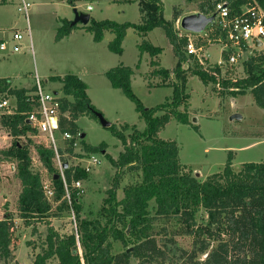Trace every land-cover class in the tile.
I'll use <instances>...</instances> for the list:
<instances>
[{
	"label": "trees",
	"instance_id": "obj_1",
	"mask_svg": "<svg viewBox=\"0 0 264 264\" xmlns=\"http://www.w3.org/2000/svg\"><path fill=\"white\" fill-rule=\"evenodd\" d=\"M67 1L74 6L73 0ZM125 1L138 2L140 23L95 20L90 17L89 24L83 26L84 30L92 34L95 42H100L104 32L110 31L114 38L108 42L107 48L120 54L127 29H135L142 38L137 44L139 55L147 52L151 57L148 75L161 77L162 80L156 85L148 82L147 86L172 87V94L163 103L145 107L131 87L132 67L119 63L105 72L111 86L120 89L134 103L138 117L144 121L145 127L140 131L135 125L130 126L127 123L120 128L110 125L112 134L121 141L123 151L116 159L108 156L111 164L116 167V172L101 207L104 221L98 218L80 219L78 190L72 189L71 201L76 213L78 238L74 228L69 233L60 234L49 223L44 244L38 247L39 251L28 264H50V259L55 260L52 264H131L133 258L137 259L138 264H163L167 251L152 232L153 221L157 216L173 218L183 225L185 233L193 237L190 250L176 249L178 255L172 264H264V160L244 162L235 171L232 168L233 155L230 151L221 171L200 180L179 161L176 141L158 136V132L172 118L182 124L189 123L190 94L186 84L190 75L197 76L204 85L210 82L218 84L222 94L236 97L249 92L255 104L264 110V57L253 53L243 60V77H220L219 63L211 64L205 57H202L201 63L193 54L186 52L185 32L174 27L179 17L175 9L172 19L168 20L163 16L162 0ZM198 1L203 4L210 2ZM5 2L6 0H0V4ZM217 3H224L232 16L243 14L244 6L256 5L264 11V0H213L212 5L201 12L206 15L214 13ZM61 22L62 25L55 35L56 41L77 26L71 25L67 19H62ZM156 27L164 30L172 46L176 63L171 70L160 66L158 56L162 48L144 38ZM209 33V41H202L204 48L209 42L219 41L225 36L224 32L216 29ZM222 57L227 60L225 51L222 52ZM139 62L140 58L135 67H138ZM183 64L187 66L183 67ZM51 79L61 82L63 93L73 98L72 101L62 98V111H68V117L60 118L61 130H67L74 136L80 135L75 120L85 114L96 117L95 113L99 112L86 93V84L74 74L52 76ZM32 90L12 87L9 78H0V99L8 96L15 103L13 113H0V125L14 139L7 149L0 152L7 159L16 161V176L21 185L17 199L19 217L26 226L31 224V219L46 216L51 210V202H58L60 209L65 208L70 212L64 198L62 180L60 176L56 177L59 172L53 165V151L41 143L35 145L40 161L52 172L54 195L50 201L44 195L40 175L30 168L28 147L20 144L17 139L22 135L26 136L28 132H36L26 121L27 112L32 108L29 94ZM180 106L183 107L182 110L179 109ZM193 126L198 128L197 125ZM130 128L132 131L127 137L125 131ZM28 141L32 142L31 139ZM73 141L72 139L69 142V152ZM81 142L86 152L95 153L107 147L104 143L90 145L82 139ZM124 169L140 170L142 179L126 186L123 189V198L117 199L116 190ZM63 173L68 183L74 179L87 178V172L79 166H68L63 169ZM151 200L155 203L154 215L148 208ZM199 209L207 214L206 223L196 222L195 214ZM35 230L33 227L32 231ZM14 231L15 219L11 214H6L0 219V258L8 259L10 256L15 239ZM114 241L121 242L124 250L112 253ZM212 242L215 244L211 246ZM128 248L131 250L128 251ZM198 253L207 255L199 260Z\"/></svg>",
	"mask_w": 264,
	"mask_h": 264
},
{
	"label": "rangeland",
	"instance_id": "obj_2",
	"mask_svg": "<svg viewBox=\"0 0 264 264\" xmlns=\"http://www.w3.org/2000/svg\"><path fill=\"white\" fill-rule=\"evenodd\" d=\"M24 1L28 3L26 17L18 9L21 6V0H6L4 4H0V41L6 40L8 43L7 50H0V72L10 74L12 69H7H9L10 64L15 65L17 67L14 72L24 77L27 76L29 82L31 80L34 82L33 76L37 72L39 77L41 76L40 79L47 91H56L60 97H65L70 101L73 98L63 93L62 83L53 81L47 74L63 76L78 73L88 84L89 98L97 107L101 108L98 110L111 124L120 128L122 124L127 123L130 126L135 125L140 131L143 130L145 123L138 117L134 103L120 89L113 88L105 75L108 69L119 63L133 66L134 62H137L139 53L136 47V43L139 41L138 32L128 31L123 44H121L124 50L122 56L107 48V36L101 44L92 42L88 34H83L85 32L82 24L73 29L75 32L71 36L64 37L59 41L55 40L57 30L62 25L61 20L74 18V7L78 11L89 13L91 18L95 20L110 19L121 22L125 19L122 10H125L127 19L135 20L137 16L136 6L126 5L122 7L110 0H73L74 6L67 0ZM162 2L165 19H172L173 9L179 14L174 27L182 32L184 30L179 25L180 18L187 14L201 12L202 9L212 5L213 0L206 4L198 0H162ZM87 5L92 7L90 11L86 9ZM26 27L29 28L30 35L25 34ZM211 27L214 30L217 24L211 25ZM16 30L23 34L22 49L19 52H10L12 32ZM162 30L155 28L149 33L148 39L155 46L164 47L161 56L158 58L161 57L162 66L167 68L173 64L174 54L172 46L170 48L166 44L165 48L164 39L166 38L163 36L164 31L162 32ZM27 45L28 47L32 45V50H27L25 48ZM223 46L224 42L221 38L219 41L209 42L208 47H205L207 48L206 51L204 49V56L210 57L209 63L221 65L220 77L234 79L243 77L245 73L241 62L231 65L223 59ZM249 55V52H245L242 57L245 59ZM186 66L187 64H183V67ZM145 67V64H142L139 72L133 75L131 87L145 107H152L163 103L166 97L172 94V87L153 86L148 88V82L156 85L162 80L161 77L148 75L150 66L147 71L142 73L141 71ZM186 85L187 92L190 94L189 123L182 124L172 118L158 132V136L162 139L176 141L179 161L186 165L193 175L203 180L208 175L221 171L230 151L233 155L232 168L235 171L239 170L244 162L264 160V110L255 104L251 93L247 92L236 97L222 94L218 84L210 82L204 85L195 75L188 77ZM179 109L182 110L183 107L180 106ZM232 114H239L241 118L230 119ZM76 125L80 135L84 133L85 136L80 138L79 135V137L74 138L76 145H73L70 152L67 150L70 146L68 141L60 139L61 161L68 162L69 167L81 164L76 156V154H85L81 139L90 145H98L99 143L107 145L105 152L94 153L100 162L87 172V178L80 179L82 191L78 198L80 219L98 218L104 221L101 207L104 198L107 196L106 190L112 186L116 172V167L111 164L108 156L116 159L119 153L123 151V145L112 134L110 126H102L96 117L89 114L80 115ZM193 125H197L198 128L196 129ZM131 131V128L126 130L125 135L128 137ZM6 133H8L7 129L0 125V151L6 147L8 142ZM57 137H59L58 134ZM17 139H19L20 144H26L28 147L31 170L40 175L42 184L52 186V172L48 171L42 164L35 149L36 144L47 145L44 136L37 132H28L26 136L22 135ZM28 139H31L32 142ZM13 140L12 138L10 144ZM2 161L11 160L0 152V162ZM12 161L16 165V161ZM6 164L8 165H0V219L4 213H9L14 219L18 218V223L15 226V239L11 246V254L8 259L0 258V264H27L38 252L35 247H41L44 244L49 223L60 234H66L73 229V220L70 212L65 208H59L58 202H51V210L46 216L33 218L30 220L31 224L26 226L19 217L17 167L16 172L11 173L9 163ZM56 170L60 172L59 169ZM1 173L8 175L14 181L8 185ZM141 179L140 170L124 169L116 190L117 199L123 198V189L126 186L138 183ZM3 198H7V200H3ZM148 208L150 213L154 215L155 203L153 200L149 202ZM74 214L76 215L75 212ZM195 219L197 223H206L208 220L203 209L196 212ZM182 226L173 218L155 217L153 235L160 245H164L163 249L167 251L163 264L175 262V257L178 255L176 249L190 250L192 248L193 237L185 233ZM33 227L36 229L35 232L32 231ZM213 244L215 242H212L211 246ZM122 250L124 247L121 242H112V253ZM206 255V253H198L197 257L202 260ZM54 261L50 259L48 262L52 264ZM131 264H138L137 259L133 258Z\"/></svg>",
	"mask_w": 264,
	"mask_h": 264
},
{
	"label": "built area",
	"instance_id": "obj_3",
	"mask_svg": "<svg viewBox=\"0 0 264 264\" xmlns=\"http://www.w3.org/2000/svg\"><path fill=\"white\" fill-rule=\"evenodd\" d=\"M20 5L21 6L18 9L21 10L23 15L26 17L28 3L22 1ZM87 9L90 10L91 6L88 5ZM242 11L243 14L232 16L224 3H217L215 5V12H217L216 19L208 26V28L201 33L184 30L187 37V43L185 46L186 52L188 54H193L201 63H203L202 57H205V48L201 41H209V32L210 30H213L211 25L217 24L216 30L221 33H225V36L221 37V39H223L224 42L222 51H225L227 54V63L231 65L239 62L242 63L243 60L246 59H243L242 57V54L245 52H249L250 55L258 53L264 57V11L256 5L244 6ZM26 28L25 34L30 35L29 28ZM22 39V32L17 30L12 32V44L9 47L10 52H19L22 49ZM255 40H257L260 45H256ZM7 47L8 43L6 40L0 41L1 51L7 50ZM27 50H32V45H30ZM33 77V90L29 93L32 108L27 112L26 121L33 127V129H35L37 133L44 136L47 142V145L45 146L53 151V165L55 169L60 170L59 176L65 190L64 198L70 208L73 228L75 229L76 238H78V234L76 233V215L74 214L75 211L71 201V191L72 189H77L78 194H81L82 186L80 179H74L70 183L66 181L63 173L64 168L62 165L64 161H61L62 154H60L59 141L61 139L68 141L69 143L73 139L74 141L71 146L73 148V145H76L74 138L76 136L79 137V134L74 136L67 130H61L59 126L60 118L62 116L68 117V111H62V97H60L56 91H47L44 87L43 81L37 73H35ZM14 108L15 103L12 98L5 96L0 99V113H13ZM57 134L59 137H57ZM84 153L85 154H76L79 162L81 163L77 166L88 172L94 166L98 165L100 160L92 152L84 151ZM43 190L45 197L51 201L54 195L52 186L49 184H43Z\"/></svg>",
	"mask_w": 264,
	"mask_h": 264
},
{
	"label": "crops",
	"instance_id": "obj_4",
	"mask_svg": "<svg viewBox=\"0 0 264 264\" xmlns=\"http://www.w3.org/2000/svg\"><path fill=\"white\" fill-rule=\"evenodd\" d=\"M22 1H24V0H21V2ZM110 1H113V2H116L118 5H121L122 7H125L126 5H130V6H136V10H135V12H137V16H136V18H135V20L134 21H130L129 19H127L126 17H125V14H126V12H125V10H122V13H123V16H124V20L123 21H121V22H125V21H129V22H132V23H140L141 22V14H140V12H139V5H138V2L137 1H131V2H126L125 0H110ZM88 6V5H87ZM90 6V5H89ZM75 8V7H74ZM76 9V8H75ZM86 9H87V7H86ZM91 9H92V7H91ZM90 9V10H91ZM77 10V9H76ZM88 10V9H87ZM90 10H88V11H90ZM78 11V10H77ZM79 12H83V11H79ZM84 13H86V12H84ZM90 15V14H89ZM134 15H135V13H134ZM122 16V17H123ZM91 17V16H90ZM116 21V20H115ZM139 21V22H138ZM79 24H81V23H77L76 25L77 26H79ZM89 23H87V24H85V25H83V26H86V25H88ZM81 25V26H82ZM82 26V27H83ZM156 28H160V27H156ZM155 29V28H154ZM153 29V30H154ZM81 30H83V29H81ZM129 30H133V31H136L135 29H133V28H129V29H127V31H126V35L128 34V31ZM153 30H151V31H149L148 33H147V35L144 37L146 40H148L150 43H152L148 38H149V33L150 32H152ZM161 30H162V28H161ZM164 30H162V32H163ZM73 32H75V31H73V29L69 32V34L68 35H66L65 36V38L66 37H68V36H71L72 34H73ZM84 32L85 33H83V34H88V36H90L89 38H91V40H92V42H94L95 43V41L93 40V37H92V34L90 33V32H87V31H85L84 30ZM136 33H137V31H136ZM138 34V37H139V41L136 43V47H137V44L138 43H140V41L142 40V38H141V36L139 35V33H137ZM164 35V37L166 38V36H165V33H163ZM126 35H125V37H126ZM87 36V35H86ZM106 36H107V38H106ZM124 37V38H125ZM64 38V37H63ZM62 38V39H63ZM104 38H106V41H107V44H108V42L109 41H111L113 38H114V34L113 33H111L110 31H105L104 32V36H103V38H102V40L100 41V42H96L95 44H101V42L104 40ZM165 40V48H166V44L171 48V45H170V43H169V41H168V39L166 38V39H164ZM123 42H124V39H123V41H122V44H123ZM106 44V45H107ZM153 44V43H152ZM154 45V44H153ZM27 47H28V45L25 47L26 49H27ZM161 47V46H160ZM208 47V46H207ZM161 48H164V47H161ZM206 49L207 48H205V51H206ZM123 47H122V52L120 53V54H118V55H120V56H122L123 55ZM139 51V50H138ZM163 51V50H162ZM162 51H161V53H162ZM208 51V50H207ZM147 52H143L141 55H139V53H138V59L140 58V62H139V66L138 67H135V65H136V63L138 62V59H137V62H134V64H133V66H130V67H132L133 68V74L131 75V79H132V77H133V75L136 73V72H139V70H140V67L142 66V64H145V68H144V70L143 71H141L142 73L144 72V71H147L148 70V67H149V62H150V59H151V57H150V55L147 53ZM161 53H160V55L159 56H161ZM208 61L210 60L211 61V59H210V57H205ZM159 59V62H160V66L161 67H163L162 66V63H161V57H159L158 58ZM175 63H176V58L174 57V60H173V64H172V66H170V67H167L166 69H172L173 67H174V65H175ZM123 64V63H122ZM123 65H125V64H123ZM17 66H13V65H11L10 64V67H9V69H7V70H10V69H12V71L10 72V74L9 73H6V72H4L3 74H2V72H0V78H9L10 79V82H11V86L12 87H23V88H26V89H31L32 87H33V80H31L30 82H29V80H28V77L27 76H21L20 74H17L16 72H14V69L16 68ZM165 68V67H164ZM7 70H5V71H7ZM35 73H37V72H35ZM72 74V73H71ZM74 75H76L79 79H81L85 84H86V86H87V88H86V93H87V90H88V84L84 81V79L82 78V76L81 75H79L78 73H73ZM47 75H49V77L51 78L52 76H56V75H50V74H47ZM140 75V74H139ZM61 77H62V75H60ZM64 76V75H63ZM41 77V76H40ZM148 88H152V87H149V86H147ZM87 95H88V93H87ZM89 97V96H88ZM90 99V98H89ZM90 101H91V103L97 108V109H101V108H99V107H97L96 105H95V103L90 99ZM77 122V119L75 120V123ZM6 140L8 141L7 142V144H6V147H4V148H2V149H7L11 144H10V142H11V139H12V136L9 134V133H6ZM106 151V149H104V150H102V153L103 152H105ZM62 154V153H61ZM8 163H9V167H10V170H11V173H15L16 172V165H15V163L13 162V161H7ZM7 162H5V161H2V162H0V165L1 166H4V165H8V164H6ZM2 175V177H5V179H6V181H7V183H8V185H10L14 180H11L9 177H8V175H3V173H1ZM17 179H18V187H17V189H19L17 192H18V195H19V192H20V188H21V185H20V180H19V178L17 177ZM16 179V180H17ZM4 197V196H3ZM18 198V197H17ZM3 200H7V198H3ZM6 214H9V213H6ZM5 213L2 215V218H4V216L6 215ZM15 222H16V225L15 226H17V223H18V218L17 219H15ZM35 249H37L38 251H39V248L38 247H36ZM37 253V252H36ZM30 263V262H29ZM28 264V263H27Z\"/></svg>",
	"mask_w": 264,
	"mask_h": 264
},
{
	"label": "water",
	"instance_id": "obj_5",
	"mask_svg": "<svg viewBox=\"0 0 264 264\" xmlns=\"http://www.w3.org/2000/svg\"><path fill=\"white\" fill-rule=\"evenodd\" d=\"M74 12V18L70 20V24L74 25L77 23H81L83 25L89 23L90 15L89 13L79 12L75 8L73 9ZM217 12H214L210 15H206L202 12H195L191 14L184 15L179 20L180 27L189 32L194 33H201L205 30L207 26H209L211 23L214 22L216 19ZM256 45H260V43L255 40ZM97 119L99 120L100 124L104 127H109L111 123L103 116V114L99 111L95 113ZM241 115L239 114H232L230 116V119H240ZM54 124V122H53ZM84 133L80 135V138H84ZM63 168L68 167V162H64L62 165ZM59 175L57 174L56 177ZM128 251L131 250V248L127 249Z\"/></svg>",
	"mask_w": 264,
	"mask_h": 264
}]
</instances>
